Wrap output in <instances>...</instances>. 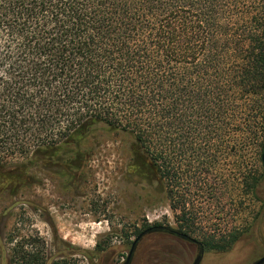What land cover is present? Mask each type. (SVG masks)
<instances>
[{
	"label": "trees",
	"instance_id": "1",
	"mask_svg": "<svg viewBox=\"0 0 264 264\" xmlns=\"http://www.w3.org/2000/svg\"><path fill=\"white\" fill-rule=\"evenodd\" d=\"M109 131L179 231L215 179L263 203L264 0H0V180L84 165Z\"/></svg>",
	"mask_w": 264,
	"mask_h": 264
},
{
	"label": "rangeland",
	"instance_id": "2",
	"mask_svg": "<svg viewBox=\"0 0 264 264\" xmlns=\"http://www.w3.org/2000/svg\"><path fill=\"white\" fill-rule=\"evenodd\" d=\"M103 137L77 170L41 153L30 162L13 159L23 166L0 180V264H122L141 231L156 224L179 229L167 188L137 175L120 134ZM254 169L260 176L258 160ZM208 184L214 190L192 200L197 221L183 230L203 243L201 264H247L259 257L250 250L264 248V179L263 203L240 179ZM195 249L151 231L130 264H191Z\"/></svg>",
	"mask_w": 264,
	"mask_h": 264
},
{
	"label": "flooded vegetation",
	"instance_id": "3",
	"mask_svg": "<svg viewBox=\"0 0 264 264\" xmlns=\"http://www.w3.org/2000/svg\"><path fill=\"white\" fill-rule=\"evenodd\" d=\"M82 165L74 168V169H78L79 167H81ZM76 172V171H75ZM151 231H160L161 233H164L165 235H173L183 241H187L188 243L194 244L196 247V252L194 255V259L192 261L191 264H201V262L203 261V256H204V245L202 242L198 241L197 239H194L192 237H190L187 233H185L184 231H179V229L173 228L171 226H166V225H153L151 227H148L147 229L141 231L138 235L141 234V236L139 237V239L137 240V242L135 243L133 252L135 250V247L137 246L138 242L142 239V237L144 235H146L147 233L151 232ZM137 235V236H138ZM136 236V237H137ZM133 242V241H132ZM132 244V243H131ZM255 250L257 252V255L259 257H257L256 259H252V260H247V264H255L257 260H259L262 256H264V248L262 246H260L259 244L254 245V247L252 248V250H250L251 252ZM133 252L131 253V256L129 257V259L124 260V262L122 264H130L132 261V257H133ZM252 256V255H251ZM250 257V256H249ZM249 257L247 259H249ZM260 264H264V261Z\"/></svg>",
	"mask_w": 264,
	"mask_h": 264
},
{
	"label": "water",
	"instance_id": "4",
	"mask_svg": "<svg viewBox=\"0 0 264 264\" xmlns=\"http://www.w3.org/2000/svg\"><path fill=\"white\" fill-rule=\"evenodd\" d=\"M261 162H262V165H263V168H264V149H263V151H262V153H261ZM140 236H141V234L138 235V236L133 240V242H132V244H131V247H130V249H129V252H128V254H127V259H129V257L131 256V253L133 252V249H134L135 243L137 242V240L139 239ZM263 261H264V256H262L259 260H257L255 264H260V263H262Z\"/></svg>",
	"mask_w": 264,
	"mask_h": 264
}]
</instances>
